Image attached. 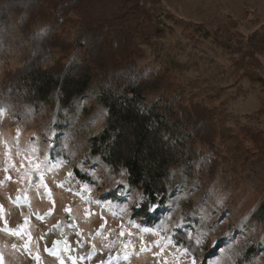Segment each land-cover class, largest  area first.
I'll return each instance as SVG.
<instances>
[{
  "label": "rangeland",
  "instance_id": "374dc122",
  "mask_svg": "<svg viewBox=\"0 0 264 264\" xmlns=\"http://www.w3.org/2000/svg\"><path fill=\"white\" fill-rule=\"evenodd\" d=\"M161 3L176 16L202 23L214 34L218 29L229 34L238 31L246 37L264 22V0ZM11 13L0 20V102L7 99L13 101L12 106L17 103L24 119L8 115L0 105V264H200L206 257L209 264H264L260 225L244 224L249 209L258 202L257 192L264 193V170L254 180L248 175L243 177L238 170L229 171L226 162L212 160L210 151L215 150L209 148V140L198 139L194 144L203 149L200 155H205L204 159L195 158V170L190 173L199 180L188 177L187 172L174 171L176 181L183 184L179 195L189 206L163 218L158 230L132 218L133 208L139 206L138 195L133 194L129 200L123 197V206L118 205L121 199L104 198L120 185L122 175L113 177L95 164L90 167L96 184L83 186L72 178L66 163H49L45 154L53 134L47 132V126L57 106L29 103L20 79L25 76L27 64L30 68V64L46 60L44 66L52 65L63 51L56 44L45 43L43 37L29 40V28L19 24L17 13ZM210 45L186 39L181 30H176L158 42L156 52L161 57L157 61L153 58L155 52L146 49L147 60L164 63L172 59L184 66L181 87L192 83L198 103L218 107L226 115L222 118L230 119L231 124L233 119L253 114L264 95L247 79L233 74L236 70L225 51ZM232 46L236 48L237 43ZM258 59L264 71V54ZM209 93L211 96H206ZM83 109L88 114L82 117L79 112ZM76 111L69 136L77 160L86 161L82 130L98 131L102 117H97L98 109L92 101ZM213 168L215 177L210 172ZM258 177V191L254 192L249 183ZM207 209L210 211L200 224L199 234L187 233L196 237L195 245H188L192 255L175 245L168 233L184 230L181 216L186 210L207 216ZM251 247L256 252L247 262L246 250Z\"/></svg>",
  "mask_w": 264,
  "mask_h": 264
},
{
  "label": "trees",
  "instance_id": "16d2710c",
  "mask_svg": "<svg viewBox=\"0 0 264 264\" xmlns=\"http://www.w3.org/2000/svg\"><path fill=\"white\" fill-rule=\"evenodd\" d=\"M9 12L17 13L19 24L29 28V40L43 37L45 43L56 44L63 51L52 65L44 66L46 60L30 64V68L27 64L20 79L29 103L57 106L47 126L53 138L45 157L49 163L60 161L70 166L72 178L83 186L96 184L90 167L95 164L113 177L122 175L120 185L104 198L121 199L118 205L123 206V197L129 200L138 195L139 206L133 208L132 215L135 221L158 230L163 218L189 206L179 195L183 184L176 181L175 172L192 177L195 158L205 157L200 155L203 149L194 147L198 139L209 140V148L215 150L206 148L212 160L226 162L224 166L231 172L238 170L254 180L264 170V99L253 114L230 124L218 107L198 103L192 83L181 87L184 66L172 59L150 63L146 54V49H151L157 61L161 38L181 30L186 39L225 51L236 70L233 74L247 79L264 95V71L258 59L264 54V22L246 37L238 31L229 34L218 29L217 35L202 23L171 13L161 0H0V20ZM90 101L97 106L102 127L92 133L82 130L87 159L80 161L69 133L76 110ZM12 103L2 100V110L23 120L24 113ZM86 112L83 109L79 114L83 117ZM214 168L210 171L213 177L217 173ZM192 178L199 180L195 175ZM260 179L249 183L254 192ZM257 196L244 224L260 225L264 238V193L257 192ZM208 211L204 216L201 211L186 210L181 216L184 230L168 233L174 244L191 253L188 245H195L196 237L187 233L199 234ZM255 252L254 247L246 250L247 262ZM208 258L200 264H209Z\"/></svg>",
  "mask_w": 264,
  "mask_h": 264
},
{
  "label": "snow or ice",
  "instance_id": "6c2138e0",
  "mask_svg": "<svg viewBox=\"0 0 264 264\" xmlns=\"http://www.w3.org/2000/svg\"><path fill=\"white\" fill-rule=\"evenodd\" d=\"M193 264H195V261H193Z\"/></svg>",
  "mask_w": 264,
  "mask_h": 264
}]
</instances>
